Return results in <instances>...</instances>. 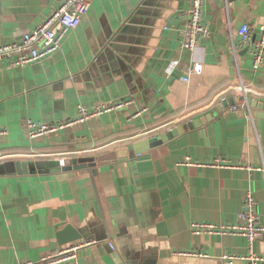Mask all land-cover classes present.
Wrapping results in <instances>:
<instances>
[{
	"label": "crops",
	"instance_id": "obj_1",
	"mask_svg": "<svg viewBox=\"0 0 264 264\" xmlns=\"http://www.w3.org/2000/svg\"><path fill=\"white\" fill-rule=\"evenodd\" d=\"M62 1L0 0V44L19 41ZM189 6L190 0H90L81 23L47 58L22 66L0 58V264L54 253L61 221L88 244L56 264H229L222 253L249 252L245 235L196 233L192 224L237 221L248 191L264 224L258 169L264 114H243L240 103L223 102L243 94L236 88L241 82L247 94L264 99V62L255 70L249 49H232L242 23H264V0H205L210 30L194 50L180 43ZM195 63L202 70L188 74ZM128 98L122 108L58 131L27 134L28 118L64 121L77 116L80 103L93 108ZM208 114L206 123L158 140ZM152 138L150 146L144 142ZM59 145L68 148L41 149ZM20 160L31 163L28 171L20 164L18 170ZM253 248L264 254V234Z\"/></svg>",
	"mask_w": 264,
	"mask_h": 264
},
{
	"label": "built area",
	"instance_id": "obj_2",
	"mask_svg": "<svg viewBox=\"0 0 264 264\" xmlns=\"http://www.w3.org/2000/svg\"><path fill=\"white\" fill-rule=\"evenodd\" d=\"M90 0H63L51 13L34 29L23 34L19 41L0 44V58L9 59L10 65H26L37 59L47 58L55 52L60 46L61 40L65 34L73 28H76L82 21V15L86 12ZM205 0H190V6L182 14V31H181V47L194 50L200 40L204 38L209 30V24L204 18ZM257 32V35L255 34ZM232 49L237 52L238 47H248L251 54V65L253 69H258L264 62V23L254 27L253 25L244 22L239 28V39L233 41ZM178 63L174 59L169 69H172ZM202 70L201 63H195L188 68V74L192 71L200 72ZM185 80L189 76H184ZM236 88L247 94L246 85L241 82ZM260 94V93H258ZM132 99H119L112 103H101L93 108L80 103L78 104V114L75 117L64 121L46 122L35 120L32 118L26 119L27 134L30 137H37L50 132L58 131L72 124L83 122L96 115L109 112L113 109H118L131 103ZM144 109L133 113L129 119H133L139 114H142ZM5 132L0 129V134ZM63 163V159H61ZM188 162L189 159L187 160ZM229 165V164H218ZM264 171V167H258ZM246 208L239 213L237 221L234 222H195L192 224L193 230L196 233H223L233 235H245L249 241V252L246 254H234L224 252L221 259L229 264L237 262L243 264H264V254H259L254 251V241L264 234V224L261 223L257 213V199L248 191L245 195ZM86 241H73L61 245L54 253L43 255L39 262H24L23 264H56L78 256L79 250L87 245ZM112 248L115 245L111 243ZM198 254L209 256L203 252H184L183 254Z\"/></svg>",
	"mask_w": 264,
	"mask_h": 264
},
{
	"label": "water",
	"instance_id": "obj_3",
	"mask_svg": "<svg viewBox=\"0 0 264 264\" xmlns=\"http://www.w3.org/2000/svg\"><path fill=\"white\" fill-rule=\"evenodd\" d=\"M247 49L248 47L246 46L244 50L247 51ZM223 102H224V105H228L230 103L232 104L234 102L240 103L239 110L243 114H245L246 111L251 113L254 117H258L264 114V99H261L254 95L241 94L239 96H236L234 99L232 97H226L225 99H223ZM210 118H211V114H208L207 116H202L199 119H195L187 123H182L177 126H174L171 129L165 131L164 133H161L160 135H158V138H159L158 140L167 141L177 136L178 134L182 133L187 128L189 129L194 128L195 126H198L202 123H206L207 120ZM155 138L147 139L144 142L150 146L151 143L156 140ZM133 145L134 143L129 144L128 147L131 151L135 152V147ZM135 153H138V152L136 151ZM106 155L107 157H111V159L114 158V152L112 151L108 152ZM19 164L22 165L23 170L25 171H28L31 165V163L27 160H20V162L17 163L18 170H20ZM55 228H56L57 240L60 245L70 243V242H73V241H76L82 238V233L70 223L61 221V222L56 223Z\"/></svg>",
	"mask_w": 264,
	"mask_h": 264
},
{
	"label": "trees",
	"instance_id": "obj_4",
	"mask_svg": "<svg viewBox=\"0 0 264 264\" xmlns=\"http://www.w3.org/2000/svg\"><path fill=\"white\" fill-rule=\"evenodd\" d=\"M218 86H219V84L218 85H216V86H214L209 92H208V94H206L205 96H203V97H201L200 99H198V101H196V103H201V102H205L206 100H208L209 99V96L218 88ZM189 106H191V105H188V106H185V107H180V109H178L176 112H178V111H180V110H183V109H185V108H188ZM176 112H174V113H176ZM174 113H171V114H174ZM168 117V115H164V116H162V117H160V118H158V119H156V121L155 122H159V121H162V120H164V119H166ZM153 124H154V121L153 122H149L148 123V125L149 126H153ZM145 126L144 125H138L137 126V129H143ZM167 127H169V126H167ZM164 128H166V127H164ZM126 132V130H124V131H122L121 132V135L122 134H124ZM145 134V133H144ZM144 134H142V135H140V136H143ZM146 135H148V133L146 134ZM113 136V135H112ZM111 135L110 136H108L107 138H105V139H108V138H110V137H112ZM145 136V135H144ZM104 139V138H103ZM66 148H68V146H66V145H59V146H51V147H45V148H41V149H66ZM47 151H49V150H47ZM51 151V150H50ZM53 151V150H52ZM6 156V155H5ZM2 158H4V155H2L1 156Z\"/></svg>",
	"mask_w": 264,
	"mask_h": 264
},
{
	"label": "rangeland",
	"instance_id": "obj_5",
	"mask_svg": "<svg viewBox=\"0 0 264 264\" xmlns=\"http://www.w3.org/2000/svg\"><path fill=\"white\" fill-rule=\"evenodd\" d=\"M173 61V60H172ZM171 64V63H170ZM195 72H197V71H195ZM240 91V90H239ZM258 95H262V94H258Z\"/></svg>",
	"mask_w": 264,
	"mask_h": 264
}]
</instances>
